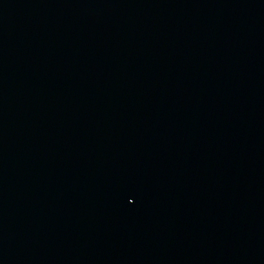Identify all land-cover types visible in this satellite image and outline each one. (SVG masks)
<instances>
[{"label":"water","instance_id":"1","mask_svg":"<svg viewBox=\"0 0 264 264\" xmlns=\"http://www.w3.org/2000/svg\"><path fill=\"white\" fill-rule=\"evenodd\" d=\"M0 264H264V0H0Z\"/></svg>","mask_w":264,"mask_h":264}]
</instances>
